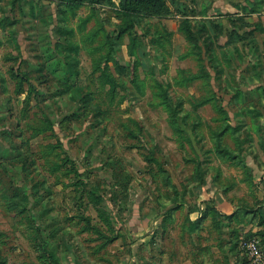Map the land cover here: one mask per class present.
<instances>
[{
	"label": "rangeland",
	"instance_id": "374dc122",
	"mask_svg": "<svg viewBox=\"0 0 264 264\" xmlns=\"http://www.w3.org/2000/svg\"><path fill=\"white\" fill-rule=\"evenodd\" d=\"M118 1L0 0V264H250L264 0H171L161 18ZM209 183L241 215L201 210Z\"/></svg>",
	"mask_w": 264,
	"mask_h": 264
},
{
	"label": "crops",
	"instance_id": "0c3cea01",
	"mask_svg": "<svg viewBox=\"0 0 264 264\" xmlns=\"http://www.w3.org/2000/svg\"><path fill=\"white\" fill-rule=\"evenodd\" d=\"M169 1H171V0H167V4L169 7H171V4L169 3ZM174 1H175V3H174L175 6L184 5V3L186 2L185 0H174ZM113 2L116 3L115 0H113ZM82 4H90V3L88 1H84V3H82ZM175 16L179 17L178 14H176ZM184 17H189V19L191 18V16H184ZM263 179H264V174H263ZM210 183L207 185V187L203 191V193H201L199 195L200 199L201 198L203 199V197L206 198V201L203 200L202 203L200 204L199 208L201 210L204 208L206 210L207 204L213 205V207H214L213 209H217L220 214H226V215H232L236 211H238V209H240V208H238V205H240L239 204L240 201L238 199H236V197L234 196L232 188H229V189L224 188L223 190L222 189L218 190L215 187L214 188L211 187ZM263 185H264V180H263L262 186ZM256 195L260 199L259 205L261 207V210H259L260 212L258 211L259 215H260V217H261V215H263V218H264V190H261V191L258 190ZM205 210H203V211H205ZM202 215H203V213L200 210H197V209L191 210L189 212V219H190V221H193L197 224L198 221L201 222ZM216 219H218V217Z\"/></svg>",
	"mask_w": 264,
	"mask_h": 264
},
{
	"label": "trees",
	"instance_id": "16d2710c",
	"mask_svg": "<svg viewBox=\"0 0 264 264\" xmlns=\"http://www.w3.org/2000/svg\"><path fill=\"white\" fill-rule=\"evenodd\" d=\"M84 1H88L91 5L96 4V3H103V4L106 3L109 6H114L115 7V3L113 2V0H65L66 7L71 8V9H74V8L80 6ZM138 4L144 7V9L146 10L145 15L148 16V17H159V18H161V17H164L165 14L169 13V6L167 4V0H129V1H126L125 3H123V2H121L119 0L118 4L116 6L117 7L116 11H117L118 14H120L121 9H130L129 7L131 5L136 6ZM186 19H189V18L188 17H184L183 21H189V20H186ZM84 21H86V19H84ZM178 28H180V26H178ZM153 33L155 34L154 36L156 38L163 37V34H161L158 30H155ZM87 35L88 34H86V37H87ZM92 35H93V33L89 34L88 38H91ZM214 211L215 210L213 209V207L208 206V207H206V212L205 213H208V212L213 213ZM240 212H241V210L238 209V211H236L234 214L227 215V216H229L228 218H234L235 216L240 215ZM215 214H218L220 216H224V215H221L219 212H215ZM224 217H226V216H224ZM251 236L258 237V235H256V234H251V235H249L247 237H251ZM258 238L260 239V237H258ZM260 243L264 247L263 240L260 239ZM238 245H239V241H238ZM52 259H53V257H52Z\"/></svg>",
	"mask_w": 264,
	"mask_h": 264
},
{
	"label": "built area",
	"instance_id": "2783aa9c",
	"mask_svg": "<svg viewBox=\"0 0 264 264\" xmlns=\"http://www.w3.org/2000/svg\"><path fill=\"white\" fill-rule=\"evenodd\" d=\"M239 247L247 256L250 264H264V247L258 237H241Z\"/></svg>",
	"mask_w": 264,
	"mask_h": 264
},
{
	"label": "water",
	"instance_id": "95a60500",
	"mask_svg": "<svg viewBox=\"0 0 264 264\" xmlns=\"http://www.w3.org/2000/svg\"><path fill=\"white\" fill-rule=\"evenodd\" d=\"M121 2L125 3L126 1H129V0H120Z\"/></svg>",
	"mask_w": 264,
	"mask_h": 264
}]
</instances>
